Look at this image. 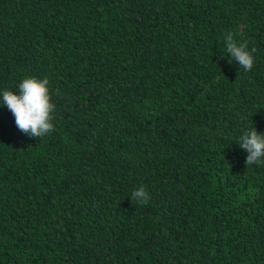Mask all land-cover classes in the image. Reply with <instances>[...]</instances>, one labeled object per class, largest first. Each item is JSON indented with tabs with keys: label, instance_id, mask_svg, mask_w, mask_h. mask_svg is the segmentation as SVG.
<instances>
[{
	"label": "trees",
	"instance_id": "16d2710c",
	"mask_svg": "<svg viewBox=\"0 0 264 264\" xmlns=\"http://www.w3.org/2000/svg\"><path fill=\"white\" fill-rule=\"evenodd\" d=\"M31 77L55 131L0 106V264H264V161L236 143L264 133V0H0V101Z\"/></svg>",
	"mask_w": 264,
	"mask_h": 264
},
{
	"label": "clouds",
	"instance_id": "9594fccd",
	"mask_svg": "<svg viewBox=\"0 0 264 264\" xmlns=\"http://www.w3.org/2000/svg\"><path fill=\"white\" fill-rule=\"evenodd\" d=\"M227 53L246 72L254 66L253 52L248 50L246 41L238 42L232 33L225 37ZM0 106H6L15 118L19 131L30 138L42 139L55 131L54 113L56 105L52 102L49 80L35 77L25 78L18 86V92L4 91ZM247 153L245 163L248 166L264 161V133L256 127L245 131L236 142ZM133 202L147 204L150 195L144 187H139L131 194Z\"/></svg>",
	"mask_w": 264,
	"mask_h": 264
}]
</instances>
